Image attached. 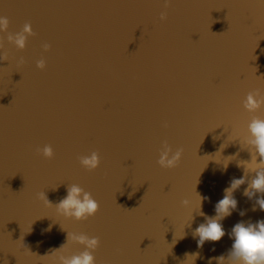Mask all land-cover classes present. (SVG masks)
I'll return each mask as SVG.
<instances>
[{
	"label": "water",
	"instance_id": "95a60500",
	"mask_svg": "<svg viewBox=\"0 0 264 264\" xmlns=\"http://www.w3.org/2000/svg\"><path fill=\"white\" fill-rule=\"evenodd\" d=\"M165 2L0 0L10 22L0 32L8 56L0 62V264H52L42 256L67 232L100 238L96 264H217L236 223L264 220L252 210L260 194L249 200L245 183L221 221L225 236L198 247L193 235L215 216L231 180L245 175L247 123L264 118V107L243 108L249 91L264 94V0ZM26 22L36 35L18 50L7 36ZM165 141L184 150L171 170L157 163ZM45 145L51 160L37 154ZM92 151L101 163L89 172L78 157ZM72 184L100 205L87 221L56 212ZM198 194L207 197L201 207Z\"/></svg>",
	"mask_w": 264,
	"mask_h": 264
},
{
	"label": "clouds",
	"instance_id": "9594fccd",
	"mask_svg": "<svg viewBox=\"0 0 264 264\" xmlns=\"http://www.w3.org/2000/svg\"><path fill=\"white\" fill-rule=\"evenodd\" d=\"M170 5V0H166L165 9ZM168 18L167 11H163L159 15L161 22ZM9 19L7 17H0V32H7L9 27ZM30 22H26L21 31L16 34H9L7 41L13 44L18 50H24L27 44L28 37L35 36ZM4 48V40L0 37V50ZM51 45L45 43L43 49L45 52L49 51ZM8 60L7 53L0 55V62ZM20 63L23 64V58ZM36 66L40 70L46 68V61L41 58L37 61ZM264 107V94L259 89L249 91L244 100L243 108L249 113H255ZM164 127H168L167 123ZM243 142L248 146L251 153V161L243 162L245 175L241 178H233L230 186L224 189V196L215 205V216L208 217L201 211L200 215L205 216V222L201 223L194 230V237H199L197 241L198 247H203L205 242H219L225 236V229L221 221L226 217L232 215L233 211L237 209V200L233 193L242 185L247 183L243 195L249 200L253 199L258 193L260 198L256 199L253 211L256 206L261 211H264V118L253 116L247 123V134L243 137ZM37 154L41 155L47 160L54 158V150L51 145H45L42 149L37 148ZM183 148L173 149L165 141L160 150L158 165L167 170L174 169L179 166L182 156ZM259 158V159H258ZM79 164L85 170L95 171L101 163L100 154L98 151H92L89 155L79 156ZM227 165L225 166V168ZM254 173L251 181H248V174ZM199 195V194H198ZM38 200L42 201L44 206L53 207L45 192L37 194ZM207 197L199 195L200 207L202 200ZM184 208L190 206V201L184 199L182 202ZM58 215L66 219H74L75 221H87L94 217L99 211L100 205L95 200L90 192L85 191L77 184H72L67 187V195L62 198L55 206ZM241 216L244 212L240 213ZM51 226L42 229L44 232L50 231ZM229 237L233 240L231 249L227 256L221 255L217 258V264H264V220H259L255 223H245L243 221L236 223L229 233ZM68 244H78L83 246L84 250L78 254L66 255L65 247ZM100 247L99 237H89L86 234L67 232L66 243L61 245L59 249L53 250L50 254L42 257H49L52 264H96L94 252ZM32 253L31 251H29ZM195 256V255H194ZM211 264V261L209 262Z\"/></svg>",
	"mask_w": 264,
	"mask_h": 264
}]
</instances>
